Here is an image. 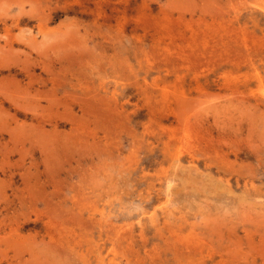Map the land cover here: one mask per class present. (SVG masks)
<instances>
[{
	"label": "rangeland",
	"instance_id": "rangeland-1",
	"mask_svg": "<svg viewBox=\"0 0 264 264\" xmlns=\"http://www.w3.org/2000/svg\"><path fill=\"white\" fill-rule=\"evenodd\" d=\"M0 264H264V0H0Z\"/></svg>",
	"mask_w": 264,
	"mask_h": 264
}]
</instances>
